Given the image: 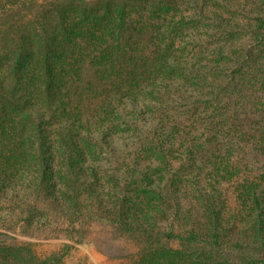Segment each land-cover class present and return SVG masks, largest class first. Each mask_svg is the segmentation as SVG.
Returning a JSON list of instances; mask_svg holds the SVG:
<instances>
[{"label":"trees","instance_id":"obj_1","mask_svg":"<svg viewBox=\"0 0 264 264\" xmlns=\"http://www.w3.org/2000/svg\"><path fill=\"white\" fill-rule=\"evenodd\" d=\"M187 2L0 0V223L96 220L151 245L220 247L225 221L208 208L175 230L174 181L244 171L254 235L242 240L264 264V101L248 96L264 87V16L239 23ZM180 155L189 166L174 171ZM236 156L249 158L241 170ZM7 236L0 264L13 261Z\"/></svg>","mask_w":264,"mask_h":264},{"label":"rangeland","instance_id":"obj_2","mask_svg":"<svg viewBox=\"0 0 264 264\" xmlns=\"http://www.w3.org/2000/svg\"><path fill=\"white\" fill-rule=\"evenodd\" d=\"M178 1L186 4L187 0ZM188 3L197 7L206 4L205 14L219 19H233L239 23L264 16V0H188ZM192 11L183 8L179 17L192 16ZM260 89L248 93V96L264 101V87ZM130 153L133 154L132 150H120L119 155L129 156ZM244 157H234L231 165L243 168L249 159ZM110 163L105 164V167H116L121 172L127 169L124 163H111L114 166ZM142 164L146 166L149 163ZM170 166L174 171H185L189 165L186 157L180 155L170 161ZM246 176V172L240 171L210 182L196 179L195 185L190 182L187 184L184 179L174 181L177 196L168 201L172 206L168 214L170 220H174L175 230L184 235L185 231L199 222L203 211L208 208L212 216L225 221L227 234L220 247L185 246L176 241L151 245L136 236L120 232L104 221L96 220L75 221L68 225L61 218H56L29 227L21 221L17 212L11 224L0 223V231L8 235L7 244L13 256L9 264H214L224 260L256 264V260L263 259V256L254 252L249 246L250 241L242 240V236L254 235L248 223L249 214L240 199V186ZM197 184L202 192L210 195L209 199L194 192ZM4 213L7 214L6 211Z\"/></svg>","mask_w":264,"mask_h":264}]
</instances>
